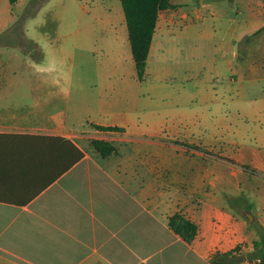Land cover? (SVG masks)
Listing matches in <instances>:
<instances>
[{
  "label": "crops",
  "instance_id": "crops-1",
  "mask_svg": "<svg viewBox=\"0 0 264 264\" xmlns=\"http://www.w3.org/2000/svg\"><path fill=\"white\" fill-rule=\"evenodd\" d=\"M62 1L0 0V264H215L242 244L252 252L257 217L241 219L231 191L218 197L222 184L240 188L243 165L264 163V99L242 111L238 94L239 114L261 125L225 135L203 89L167 91L173 78L150 65L172 36L160 16L140 79L125 13V29L99 39L61 27ZM99 51L97 76L84 75ZM251 68L264 78L263 59ZM175 213L197 225L191 241L170 226Z\"/></svg>",
  "mask_w": 264,
  "mask_h": 264
},
{
  "label": "rangeland",
  "instance_id": "rangeland-1",
  "mask_svg": "<svg viewBox=\"0 0 264 264\" xmlns=\"http://www.w3.org/2000/svg\"><path fill=\"white\" fill-rule=\"evenodd\" d=\"M59 11L63 16L61 27L65 30L89 28L100 39L106 32L111 33L113 28L125 29L120 22V18L124 17L121 0H63ZM18 12L21 13L20 7ZM159 16L160 27H169L172 36L164 40L166 55L161 59L152 56L150 65L166 71V75L173 78L167 91L185 89L196 97L203 89L209 96L208 109L218 114L225 135H231L238 126H247L249 130L252 125H261L249 114H239L236 105L238 94L242 96V111L244 103L248 108L257 101L260 106L264 99V78L254 79L251 68L254 59L264 60V30L255 32L264 24L262 1L167 0ZM21 17L20 14L14 27H21ZM103 56L102 52H97L84 75L97 76L96 66ZM132 61L129 60L133 65ZM132 65L129 75L132 74ZM19 70L24 72L25 67L20 66ZM19 70L16 68L14 74L20 75ZM79 74L77 64L74 75ZM186 77L190 80L186 81ZM228 146L235 150L233 144L226 143L225 147ZM241 148H245L244 142ZM256 152V156L264 160V143L256 146ZM253 166L243 165L245 173L239 176L240 188L232 183L220 185L221 196L218 198L221 202L227 201L228 197L224 194L231 191L238 201H231L236 214L247 220L246 213L250 212L257 217L252 223L258 229H264V163ZM235 251L236 254L231 252L232 256L225 258L226 264H244L243 261H230L242 259L249 250L242 244Z\"/></svg>",
  "mask_w": 264,
  "mask_h": 264
},
{
  "label": "trees",
  "instance_id": "trees-1",
  "mask_svg": "<svg viewBox=\"0 0 264 264\" xmlns=\"http://www.w3.org/2000/svg\"><path fill=\"white\" fill-rule=\"evenodd\" d=\"M18 0H10L15 4ZM126 16L129 40L136 65L137 76L143 79L146 72V64L152 37L156 31L159 12L167 3V0H121ZM264 7V0H262ZM263 26L256 30V34L263 30ZM105 129V127L97 126ZM95 149L103 156L116 152L115 146L104 138H92ZM190 146L204 149L195 144ZM83 154V153H82ZM170 226L186 241H191L197 234V225L181 213H175L169 218ZM260 240L255 242V249L247 257V264H264V229L259 227ZM215 264H225L216 261Z\"/></svg>",
  "mask_w": 264,
  "mask_h": 264
},
{
  "label": "water",
  "instance_id": "water-1",
  "mask_svg": "<svg viewBox=\"0 0 264 264\" xmlns=\"http://www.w3.org/2000/svg\"><path fill=\"white\" fill-rule=\"evenodd\" d=\"M247 215H248V217H249L250 220L253 219L252 215H250V214H247Z\"/></svg>",
  "mask_w": 264,
  "mask_h": 264
}]
</instances>
